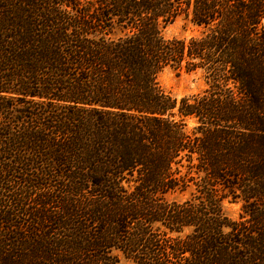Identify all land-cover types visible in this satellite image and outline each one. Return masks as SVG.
Masks as SVG:
<instances>
[{
  "label": "trees",
  "instance_id": "obj_1",
  "mask_svg": "<svg viewBox=\"0 0 264 264\" xmlns=\"http://www.w3.org/2000/svg\"><path fill=\"white\" fill-rule=\"evenodd\" d=\"M122 258L264 264V0H0V264Z\"/></svg>",
  "mask_w": 264,
  "mask_h": 264
},
{
  "label": "rangeland",
  "instance_id": "obj_2",
  "mask_svg": "<svg viewBox=\"0 0 264 264\" xmlns=\"http://www.w3.org/2000/svg\"><path fill=\"white\" fill-rule=\"evenodd\" d=\"M199 31L197 28L192 26L187 20L181 18L174 24L170 25L165 29L164 35L166 38H191L192 36L198 35ZM161 84L163 88L170 92L174 97L178 99L197 94L207 87L206 79L202 73H187L186 71H176L172 69L166 70L161 75ZM195 126V122L189 120V129ZM186 196H178L179 199H185ZM225 212L231 219H238L241 206L236 203H225ZM118 264H136L132 260L122 258Z\"/></svg>",
  "mask_w": 264,
  "mask_h": 264
}]
</instances>
